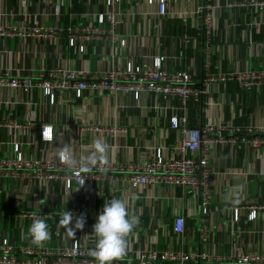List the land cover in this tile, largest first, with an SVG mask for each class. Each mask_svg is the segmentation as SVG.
<instances>
[{"label": "crops", "instance_id": "crops-1", "mask_svg": "<svg viewBox=\"0 0 264 264\" xmlns=\"http://www.w3.org/2000/svg\"><path fill=\"white\" fill-rule=\"evenodd\" d=\"M202 1L170 0L168 14L159 16L156 3L125 0L120 6L123 14L119 28L124 44L94 38L81 51L79 44L70 45L68 28L87 22L88 12L102 11L100 0H0L4 28H30L25 34L0 36V70L34 84L57 68L87 73L94 79L130 63L152 66L160 57L170 72L187 70L197 84L209 90L201 102L190 100L182 111L190 126L217 120L239 128L262 127L263 86L244 89L235 81L207 84L205 79L222 72L264 68V12L230 8L233 0H220L210 40L212 65L207 67L208 36L197 14ZM37 30L42 34H35ZM178 106V100L162 102L154 94L147 93L137 101L132 95L108 91H87L82 98H75L73 91L57 92V100L51 104L36 85L28 90L0 86V158L14 157L18 146L27 158L57 160L60 147L66 143L75 159L81 160L94 150L96 140L108 145L104 162L147 161L160 149L166 156H176L181 134L171 129L170 116ZM42 125L53 126L52 141L42 140ZM95 127L104 129L99 132ZM109 128L118 131L109 132ZM210 165L214 196L206 215L197 193L180 187L134 186L125 179V173H113L110 178L68 191L58 179L2 177L0 242L8 239L15 246L14 253L23 258L25 246L55 251L78 240L93 249L97 213L105 201L119 198L137 218L127 237L126 263L137 264L144 254L170 249L226 257L241 252L264 254V148L217 145ZM73 205L79 216L85 215L83 229L75 230L74 235L59 223ZM252 207L257 210L254 219L249 218ZM236 208L240 210L238 220L234 219ZM179 215L185 217L183 234L175 229ZM36 218L49 224L50 236L40 244L33 243L28 234ZM205 225L211 231L209 240L200 236ZM60 258L45 257L43 264H58Z\"/></svg>", "mask_w": 264, "mask_h": 264}, {"label": "built area", "instance_id": "built-area-1", "mask_svg": "<svg viewBox=\"0 0 264 264\" xmlns=\"http://www.w3.org/2000/svg\"><path fill=\"white\" fill-rule=\"evenodd\" d=\"M73 2L74 0H69ZM125 0H100L103 10L87 14V22L78 26H70L69 42L75 46L79 44L80 50L84 51L86 44L96 38H110L114 43L124 44V40L119 35V28L122 23L123 14L120 6ZM131 1V0H128ZM145 1L147 4L158 5V15L168 14V3L170 0H137ZM230 8L246 7L257 13L264 12V0H233L228 4ZM221 7L220 0H203L197 14L204 25L208 41L205 49V61L207 67L212 65V55L214 48L210 44L211 34L214 29L218 11ZM108 25V28L105 26ZM27 28L16 29L14 27L4 28L0 18V36L16 35L28 33ZM35 34H42L37 30ZM235 81L241 88L251 89L253 87H264V68H247L233 72L218 73L217 76L209 75L205 82ZM33 85L43 90L49 97L50 103L57 100V92L73 91L75 98H82L85 92L108 91L110 93H125L132 95L137 101L149 93L154 94L162 102L178 100L179 106L176 112L170 116V127L180 132L181 139L177 145L176 156H166L162 150H158L147 161H114L98 162L93 167L92 172L84 180L83 185L79 183L83 180L82 175H77L69 166L59 160H39L27 158L19 152L16 146L14 157L0 158V178H21L25 175H32L42 180L58 179L63 184L65 190H70L75 186L84 188L88 182L97 181L101 178H110L113 173H125V179L131 185H158L165 188L180 187L185 192H195L200 197L203 214H208L213 200L212 178L214 170L210 165L213 148L217 145H229L235 149L239 144H245L254 149L264 148V126L245 128L235 127L223 121L210 120L205 125L190 126L186 113L188 102L193 100L199 103L209 92L203 86L197 84L192 74L187 70L170 72L163 64V59L158 57L152 66L128 64L125 68H113L106 71L94 79L87 73L57 68L49 71L44 78L31 84L29 80L10 76L9 73L0 70V86H11L18 89L28 90ZM104 128L95 127V131H102ZM116 128H109V132H117ZM41 138L50 142L54 138L53 126L42 125ZM80 161V160H77ZM75 218L79 217L75 205L70 209ZM69 210V211H70ZM240 210L234 211V219L238 220ZM257 216V210L252 207L249 214L250 219ZM175 229L178 234L185 231V217L182 215L175 218ZM211 231L208 226H204L200 236L203 240H209ZM89 248L81 245L78 240L73 244L55 251L40 248L33 249L25 246L22 252L25 256H17L15 246L5 239L0 242V264H23L33 261L36 264L45 263V257L60 256L58 264H92L95 259L91 255ZM42 256L38 259L37 256ZM32 256V258H28ZM124 258V257H123ZM117 259L113 264H130L124 259ZM264 264V254L256 252L237 253L234 256L212 255L206 251L182 252L175 250H165L163 252H149L139 257L137 264Z\"/></svg>", "mask_w": 264, "mask_h": 264}, {"label": "clouds", "instance_id": "clouds-1", "mask_svg": "<svg viewBox=\"0 0 264 264\" xmlns=\"http://www.w3.org/2000/svg\"><path fill=\"white\" fill-rule=\"evenodd\" d=\"M108 151L107 144L96 140L94 150L80 161L75 159L71 147L66 143L60 147L57 155L61 162L69 166L79 164L76 168H70V171L83 176V180L79 183V185H83L85 178L90 175L93 167L98 162L107 160ZM73 221L74 215L70 210L63 213L59 223L74 235L75 230L83 229L85 215L81 214L75 218V223ZM136 223L137 218L130 214L128 206L122 199L112 198L105 201L93 224V234L96 237V242L95 247L91 250V255L95 258L97 264H113L114 260L121 259L127 254L129 247L127 237L133 231ZM28 234L33 243L40 244L50 236L49 224L45 219L36 218L29 226Z\"/></svg>", "mask_w": 264, "mask_h": 264}]
</instances>
